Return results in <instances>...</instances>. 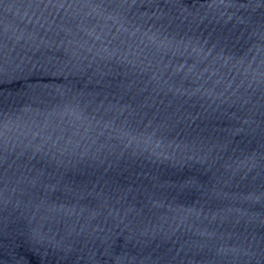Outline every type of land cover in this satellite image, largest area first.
Instances as JSON below:
<instances>
[{"label":"water","instance_id":"95a60500","mask_svg":"<svg viewBox=\"0 0 264 264\" xmlns=\"http://www.w3.org/2000/svg\"><path fill=\"white\" fill-rule=\"evenodd\" d=\"M0 264H264V0H0Z\"/></svg>","mask_w":264,"mask_h":264}]
</instances>
